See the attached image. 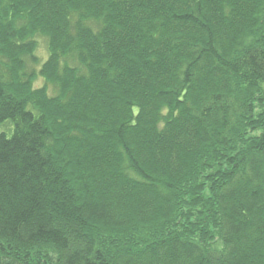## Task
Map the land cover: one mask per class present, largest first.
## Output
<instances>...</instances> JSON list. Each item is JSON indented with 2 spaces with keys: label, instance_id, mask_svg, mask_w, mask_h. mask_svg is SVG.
<instances>
[{
  "label": "trees",
  "instance_id": "16d2710c",
  "mask_svg": "<svg viewBox=\"0 0 264 264\" xmlns=\"http://www.w3.org/2000/svg\"><path fill=\"white\" fill-rule=\"evenodd\" d=\"M0 264H264V0H0Z\"/></svg>",
  "mask_w": 264,
  "mask_h": 264
},
{
  "label": "rangeland",
  "instance_id": "374dc122",
  "mask_svg": "<svg viewBox=\"0 0 264 264\" xmlns=\"http://www.w3.org/2000/svg\"><path fill=\"white\" fill-rule=\"evenodd\" d=\"M37 39H38V49L36 50V55L38 56L39 63H41L43 60H45L47 58L46 40H44V38H40V37H38ZM29 65H30V67L38 68V66L31 64V63ZM43 85H46V83L44 82V80L42 78L39 77L37 79V81L35 82V86L41 87ZM47 86H48L49 94L54 95V93H55L54 85L48 84Z\"/></svg>",
  "mask_w": 264,
  "mask_h": 264
}]
</instances>
